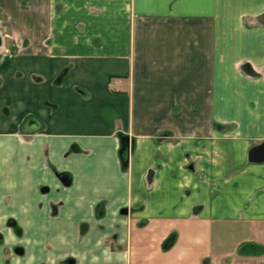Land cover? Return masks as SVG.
Returning a JSON list of instances; mask_svg holds the SVG:
<instances>
[{
    "label": "crops",
    "instance_id": "crops-1",
    "mask_svg": "<svg viewBox=\"0 0 264 264\" xmlns=\"http://www.w3.org/2000/svg\"><path fill=\"white\" fill-rule=\"evenodd\" d=\"M0 8V264H264V0Z\"/></svg>",
    "mask_w": 264,
    "mask_h": 264
},
{
    "label": "rangeland",
    "instance_id": "rangeland-1",
    "mask_svg": "<svg viewBox=\"0 0 264 264\" xmlns=\"http://www.w3.org/2000/svg\"><path fill=\"white\" fill-rule=\"evenodd\" d=\"M0 17L3 19H7V15L2 11V9L0 8ZM259 23L264 24V13L262 15H260L259 19L257 20ZM24 43H27V41H23ZM3 46L5 49L8 48V53H14L17 50V46H16V40L13 37H10L9 35H7V32H5L4 34H0V46ZM2 110L4 112H6V109H4V107L2 108ZM1 114V113H0ZM7 116V115H6ZM2 117H4V115L2 114ZM212 231H213V235L216 234L217 230H221L219 228H215L212 227ZM219 238L226 243L227 241L229 243L232 242V240L230 239L231 237H229V235L224 234V235H219ZM234 240V239H233ZM226 241V242H225Z\"/></svg>",
    "mask_w": 264,
    "mask_h": 264
},
{
    "label": "water",
    "instance_id": "water-1",
    "mask_svg": "<svg viewBox=\"0 0 264 264\" xmlns=\"http://www.w3.org/2000/svg\"><path fill=\"white\" fill-rule=\"evenodd\" d=\"M248 72L253 74V72L249 68H248ZM247 158L250 162H254V163L264 162V141L251 146L248 150Z\"/></svg>",
    "mask_w": 264,
    "mask_h": 264
},
{
    "label": "flooded vegetation",
    "instance_id": "flooded-vegetation-1",
    "mask_svg": "<svg viewBox=\"0 0 264 264\" xmlns=\"http://www.w3.org/2000/svg\"><path fill=\"white\" fill-rule=\"evenodd\" d=\"M120 151H121V152H120ZM120 151H119V153L124 152V153L127 155V152H128L129 150H128L127 147H126V148H122ZM124 210H125V211H124ZM127 211H128V209H127L126 207H122V208L120 209V213H121V214H126ZM10 222L13 223V221H10ZM12 223H11V224H12ZM0 240H1V236H0Z\"/></svg>",
    "mask_w": 264,
    "mask_h": 264
},
{
    "label": "trees",
    "instance_id": "trees-1",
    "mask_svg": "<svg viewBox=\"0 0 264 264\" xmlns=\"http://www.w3.org/2000/svg\"><path fill=\"white\" fill-rule=\"evenodd\" d=\"M121 158H122V161L124 163L126 161L127 155L124 152H122L121 153ZM63 175H65V174H63Z\"/></svg>",
    "mask_w": 264,
    "mask_h": 264
}]
</instances>
